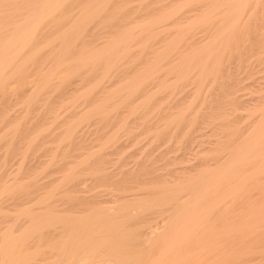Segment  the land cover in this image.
<instances>
[{
  "label": "bare ground",
  "instance_id": "6f19581e",
  "mask_svg": "<svg viewBox=\"0 0 264 264\" xmlns=\"http://www.w3.org/2000/svg\"><path fill=\"white\" fill-rule=\"evenodd\" d=\"M78 1L83 3H80V8L77 6L79 4ZM112 2L114 1L0 0V97L6 98L5 96H9L10 98L13 95L11 97L15 99L16 96L17 103L19 102L20 104V101L21 103H26V108H23L22 112L18 110V112H21L19 113V119L22 117L28 118L32 110L31 107L38 99H41L42 93L46 92V90L48 92L53 91V89L50 90V87L52 88L53 86L54 88L55 84L56 88H60L77 74V78L82 76L79 83H84L85 85L81 84L82 88H78L79 84L76 86L78 89L69 90L72 92H69V97L66 98L64 93L65 98L62 97L63 99L59 100L58 103L55 102L60 106L64 105V103L67 106H75V110H69L72 112H68L69 115H64L65 117H63V113H60L63 106L61 109L60 107L57 109L49 104H53V101H56L59 96L53 101H50L52 100L50 98L48 99V102H50H47V104L50 106V112L54 115L52 117L46 115L44 120L47 117V120L50 118L59 120V118L63 117L60 120L62 125L60 127L63 129L59 132L56 131V134L50 132L52 137L54 136V141L56 139L58 143L57 147L52 149V155L48 160H43L42 163L39 161L42 164V169L43 167L47 169V166L53 165L54 162L56 163L55 159L57 158L55 157L58 156V151L63 144L65 147H71L72 142L79 137L76 134L80 130L79 127L85 121L93 117H99V119L103 120L105 117H110L109 114L121 106L125 108V105H129L125 108L129 107L128 110L130 109L129 112L127 110L128 115L132 114L134 117L139 112L142 114L151 105V101L155 104L153 99L157 97L159 99L157 94L161 95L160 91L162 93V90L164 92L175 88L177 90L178 84L180 86L179 80L183 82L184 80L182 79H190V77L195 80L192 81L196 84L192 96L187 101L183 99L186 102H183L180 106L176 103V108L178 106L177 110L175 109L176 111H169L168 114L166 110V112L162 111L168 122L166 121L167 124L164 127L161 125L162 128L161 126H156L154 129L158 127L157 130L160 133V131L171 124L176 127L185 121H190L193 124L196 120L193 117L191 118L190 115L195 113V116H193L196 117L197 113L193 112L192 114V106L199 100L201 89H204L209 79L211 77L215 79L219 75L225 56L228 61V68L226 67L227 77L225 75L227 79L225 81L219 78L222 82L219 81L216 84L220 86L219 83H222L220 88L224 87L223 94L219 98L217 92V105H214L215 107L212 106L216 102L214 97V102L211 101L213 104L209 105L211 110L208 109L210 111L206 112L208 113L207 115H205V111L202 112L205 113L204 115L209 120L219 119L222 121V124L218 126H224L226 138L222 137L223 140H218L215 137L218 141L213 142L214 147L211 146V149L205 151L210 153V156L214 154L217 156L215 161L212 159L213 157H210L212 162L214 161L213 163L205 158L203 161L202 159L201 161L199 160L194 168L193 166L171 167L167 169V172L156 175L153 173L156 169H154L153 165L155 164L152 162L150 166L136 163L137 166L135 168L128 169L124 171L123 175L121 174L124 176V178L120 176L123 179L113 180V178L108 176L116 185L115 188L114 186L112 188L117 190L116 187H118L119 192L126 188L128 189L127 185H130L128 184L130 180H134L139 185L143 181L144 184H142L143 186L145 185L144 189H147V192L138 193L139 191L137 190L138 192L132 197L127 194L119 195V193L118 196H114L116 198H114V202L112 201V205L103 204L106 203L105 200L99 201L92 198L88 201L87 198L82 197L81 199L78 195L74 197L75 193L73 191H75L74 188L76 187L74 186L76 185H74L73 181L76 180L75 178L81 177L84 173L87 175V172L89 174L101 173L100 175L102 176L106 175L104 173L106 171L105 167L102 165L105 162L102 150L108 144L111 145L110 143L119 135L117 133L119 130L115 129L112 133H105L107 136L101 138L102 140L104 139L102 142L99 140L100 144H96L98 146H96V149H90L88 146L86 149L90 150L73 157L76 160L68 162L64 160L65 163L62 164L63 168H61L62 174L54 180L51 179L42 183L41 188L43 186L44 190L37 192L36 197L34 196L35 198L28 199L29 201L24 203L23 201H18L19 197L17 199L15 197L17 202L11 203L9 201L10 204L6 205L7 196L20 194L23 189L26 191V188H31L34 183L36 184V170L34 168L29 170L28 168L30 167L28 166L24 170L23 161H25L24 159H26L25 156L30 151L29 149L33 148L31 146L35 145L36 147L38 142L35 141L41 139V135L44 137L45 133H48L50 124L54 125L51 119L48 121V123L51 122L50 124L45 123L46 121L41 122L43 119L42 115L40 120L34 121L37 124L34 123L33 128H30L33 124H29L30 126L28 125L29 128H27L24 127L27 126L24 125L26 122L21 123L26 118H22L21 121H14L8 133L5 132L6 135H9V132H13L12 141L8 142L9 151L7 150V152H11L14 139L23 136H19L23 130L28 134L31 129L33 132L31 131L32 134L30 133L29 138L27 137L29 140H26L28 142L25 141L26 146L23 144L25 150L23 147L22 151H25L26 155L23 154L22 160H19L22 166L18 164V169L14 171L15 173L12 171L11 175L13 178L7 175V178H1L2 175L0 176V221L6 222L4 226H0V264H264L263 67L261 70L259 69L263 77H260L259 85L255 84L257 85L255 93L257 92L258 94L256 93L257 95L254 97L243 98L242 93H238L242 89L240 82L244 80L242 72L244 74L245 72L249 73L248 70L250 68L252 72V69L255 68L253 67L254 61H256L254 66H257V63L259 68L264 65V0H151L143 2L142 6L141 3L140 5L138 4L142 8L145 7L146 12L142 10L139 16L135 15V18H132L129 13L132 21L127 20L128 22L117 28L119 30L111 32L109 37L107 33H104L108 38L104 39L103 42L96 44V37L94 40L96 45L91 44L90 38H88L89 42H87L86 38L85 41L84 37H88L87 33H89L86 32L84 34L85 27L90 22H93L95 17H100L104 9V11H107L108 8H113V4L116 7L108 9V12L115 10L118 7L116 5L118 2H114L110 6ZM73 5H76L73 9L78 7L77 9L75 8V13L72 12V8L70 9ZM138 5L137 8L139 9ZM68 9L71 10L70 13ZM89 27H91V23ZM88 28H86V31ZM201 28L207 29V37L199 39L196 43L189 42L190 36L196 29ZM92 31L94 32V30ZM91 32L89 34L90 37ZM157 38H160L159 40H162L163 44L152 49L154 42L151 43V41L157 40ZM136 50L137 53L135 52ZM146 50H148L147 54ZM145 54L147 56L149 54V57L144 58L141 64L137 63L138 65H136V60H133L135 65L131 73L124 72V74H121L120 71L119 76L114 81H108L109 74H112V69H115L116 65L121 66V64L119 65L121 63L120 59H127L131 55V58L134 56L135 59L142 57V60ZM44 56L47 61L51 59V64L45 61L46 58ZM252 56H255L256 59L252 60ZM40 57L44 59L43 63L45 64L43 67H41L42 64L39 65L38 69H35V72L37 70L35 73L30 68L37 61L40 63ZM29 69L31 72L28 71ZM82 71L83 73L84 71L85 73L86 71L91 72L94 76L92 75L93 77L91 78L90 75L89 78L87 73L83 78L84 74H80ZM161 71L163 74L165 71L162 77L160 75ZM27 72L29 73L27 74ZM30 73H34V76L31 75V79L30 77L27 79L26 77ZM159 77H161L160 80H158ZM253 77H255V74ZM155 79L158 83L154 86ZM151 81H153V86H150ZM215 81L216 79L213 82ZM43 95L45 96L46 94ZM47 95L49 96V93ZM45 98L47 97L45 96ZM4 100L2 99L1 101L0 99V106L3 109L8 107L9 110L8 103L11 101L4 102ZM38 104L36 103V106ZM79 105L85 106H83L84 108L80 107L79 110L77 108ZM72 106L70 107L71 109L73 108ZM1 107L0 111H2ZM237 110L240 111L238 112ZM32 111L31 114L34 113ZM193 111L196 110L194 109ZM62 112L67 113V109ZM125 112L126 110L123 113L121 111L120 113L117 112L118 115H121L117 121V123L121 122L119 127H117L118 129L120 127L125 129L124 127L127 126L128 122L129 124L133 123L131 121L133 117H130V115L128 117L127 113L125 114L127 116H125ZM147 113L150 112L147 110ZM130 118L132 119L130 120ZM135 119L139 120V118ZM6 120H8L7 117ZM10 120L9 122L12 123ZM149 121L147 120V122ZM29 122L31 123L32 120ZM110 123L112 124V122ZM22 125L24 126L22 127ZM221 127H218L221 129L220 131L223 130ZM21 128L25 129L22 130ZM5 133L3 132V135L0 134L4 137ZM27 133L23 134L28 136ZM105 135L103 134V136ZM75 143L76 141L73 142V144ZM14 144L13 146L15 147L16 145ZM16 149H22V145L14 148L15 151ZM7 152L5 153L4 151L3 157L8 154ZM61 153H59L61 157L68 155L65 154V151ZM146 154L148 158L145 157L146 161L152 157L154 158V156L150 157L151 155H149V158L148 153ZM163 154L162 152L161 155ZM6 157L8 158V156ZM5 158L1 159L3 161H0V164L2 162L7 164ZM175 158H173L174 160L172 159L174 162L176 161ZM31 167H34V165ZM102 176L101 179L107 180V177ZM137 179L142 181H135ZM104 181L103 183L106 184V181ZM36 187L39 188L40 186L36 184ZM27 191L30 193L29 190ZM60 195L69 204L72 203L70 201L84 200L81 204L86 202V205L78 210L72 208L71 204V206L69 205L70 207H67L68 209H58L55 197ZM151 209L153 211L158 209L167 213H164L167 217L164 216V222L160 226L161 229L152 231V226L140 224L142 221L139 224L135 222L136 225L134 224L135 226L131 227L129 224L133 222L131 219H142L141 215ZM57 227L63 228L64 232L61 233V230L60 232L57 230L58 233H52V230ZM145 227H150L149 230H151L146 231Z\"/></svg>",
  "mask_w": 264,
  "mask_h": 264
},
{
  "label": "rangeland",
  "instance_id": "374dc122",
  "mask_svg": "<svg viewBox=\"0 0 264 264\" xmlns=\"http://www.w3.org/2000/svg\"><path fill=\"white\" fill-rule=\"evenodd\" d=\"M85 1V0H84ZM115 3L116 2H118L116 5L118 6L117 8H115V10H111V11H109L108 12V9L110 10V9H114V7H116L115 6V4H113L114 2H112L111 4H110V6H112V4H113V8H106L107 9V11H104L103 10V12H102V15L100 16V17H95L94 18V20H93V22H90L91 23V27H89L88 28V26H90V23H89V25H87V27H85V30H84V34H86V32H89V33H87V35H88V37L86 36V37H84V39L86 38L87 39V42H89L88 41V38H90L91 40H90V42H91V44H93V45H96V44H99L100 42H103V40L104 39H107L108 37H109V35H110V33L111 32H113V31H115V30H119V29H117V28H120V26L122 25V24H124L125 22H128V21H132V18H135V15L136 16H139L140 14H141V12H142V10H144L143 12H146L145 10H146V8L145 7H141L142 5H143V2L145 3V2H148V1H151V0H113ZM122 1H123V3H122ZM131 1V2H130ZM137 1V2H136ZM167 1V0H166ZM82 2H83V0H82ZM127 2V3H126ZM132 2H133V4H132ZM78 3H79V1H78ZM80 3H81V1H80ZM78 4L77 5V3H76V5L79 7V5H81V4H83V3H81V4ZM140 3H141V6H139L140 5ZM129 4V5H128ZM135 4V5H134ZM138 5V7H139V9L137 8V5ZM76 5H73L72 7H70V9L72 8L73 9V7L74 6H76ZM126 5H128V6H126ZM132 5V7H130ZM135 8H134V7ZM78 7H75L76 9L78 8ZM125 9H124V8ZM142 9H141V8ZM73 9L72 10V12L73 13H75L76 12V9ZM80 8V7H79ZM129 8H130V10H129ZM117 9V10H116ZM124 10V12H123V10ZM140 11H138V10ZM69 10V9H68ZM79 10V9H78ZM126 10V11H125ZM70 11L71 10H69V13H70ZM115 11V12H114ZM131 11V12H130ZM71 12V13H72ZM110 12H111V14H110ZM119 12V13H118ZM122 12V13H121ZM134 12V13H133ZM136 12V13H135ZM114 13V14H113ZM117 13V14H116ZM131 14V16H132V18H131V16H130V14ZM120 14V15H119ZM129 14V15H128ZM105 15V16H104ZM114 15V16H113ZM117 15H119V16H117ZM122 15V16H121ZM113 17V19H112V17ZM127 16V17H126ZM134 16V17H133ZM104 17V18H103ZM126 17V18H125ZM98 19H99V21H98ZM116 19V20H115ZM124 19H125V21H124ZM129 19H131V20H129ZM109 20V21H108ZM113 20V21H112ZM128 20V21H127ZM96 21H97V23H98V25H97V23H96ZM124 21V22H123ZM106 22V23H105ZM93 23V24H92ZM100 23H102V24H100ZM105 23V24H104ZM118 23V24H117ZM110 24V25H109ZM112 24V25H111ZM95 25H96V27H95ZM101 25V26H100ZM108 25V26H107ZM118 25H119V27H118ZM97 26H99V27H97ZM106 26H107V28H106ZM86 28H88L87 29V31H86ZM110 28H111V31H110ZM171 28V27H170ZM45 29H47V28H45ZM94 30V32L92 31V30ZM96 29H97V31H96ZM44 30V29H43ZM197 30H198V32H197ZM93 32V35H92V32ZM96 31V32H95ZM90 32H91V37H90ZM99 32V33H98ZM103 32V33H102ZM196 32H197V34H196ZM206 32V33H205ZM107 33L108 34V37H107V35H105V34ZM195 33V34H194ZM191 36H190V38L191 39H189V42H195L196 43V41H198L199 39H202V38H205V37H207V29H205L204 30V28H201V29H196V31L194 32ZM100 34V35H99ZM101 34H102V36H103V38H102V36H101ZM99 35V36H98ZM166 35V34H165ZM204 37H203V36ZM95 37H96V40H95ZM98 37V38H97ZM200 37V38H199ZM86 39H85V41H86ZM93 39V40H92ZM101 39H102V41H101ZM160 38H157V40L156 39H154L153 41H151V43H153V45H154V47H151L152 49H154L155 47H159L160 46V44H161V46H162V44H163V41L162 40H159ZM196 39V40H195ZM94 40H95V42H96V44H94L95 42H94ZM98 42V43H97ZM161 42V43H160ZM150 48V49H151ZM150 49H149V51H150ZM136 53H137V50L135 51ZM148 53V50H146V54ZM46 54H49V53H46ZM145 54V55H146ZM143 55V59L141 60V58H139V59H135V56L133 57V58H131V55L129 56V58H124L123 60L122 59H120L121 60V63H119V61H118V63H119V65L121 64V66L119 67L118 65H116V67H115V69H112V74H113V76H112V74H109V77H108V81H110L111 80V82H112V80L114 81L115 79H116V77L117 76H119L118 74H119V72L121 73V74H124V72H129V73H131V71H132V69H134V65H135V62H136V65H138V64H141V62L144 60V58H146V57H149V54H148V56L146 55ZM132 56H133V53H132ZM45 57V56H44ZM255 57V56H254ZM253 56H252V60H255L256 59V57L254 58ZM46 58V57H45ZM131 59H132V61H131ZM133 60L135 61L134 63H133ZM137 60H138V62H137ZM39 61H40V63L37 61L34 65H33V67H31L30 69H32V71H34L35 72V69H38V66L39 65H41L42 64V66L41 67H43L44 66V64L45 63H43L44 62V59L42 58V57H40L39 58ZM45 61H47V58H46V60ZM123 61V62H122ZM126 61V62H125ZM139 61H140V63H139ZM249 61H251V59H249ZM42 62V63H41ZM48 64H51V59H49L48 61ZM50 62V63H49ZM227 59H226V56L224 57V60H223V62H222V66H221V70L219 71V75H217L216 77L218 78V80H217V78H215L216 79V81L215 82H213L215 79H213L214 77H211V79H209V82H207L206 84H205V86H204V89H201V95H200V98H199V100L196 102V104L195 105H193L192 107V109L194 110H196V111H193L192 110V114H193V112H196L197 114H196V117H194L195 116V113L193 114V115H190V117L192 118H195L194 120H196L193 124H191L190 123V121H185V122H182V123H180L179 125H177V127L176 126H174L173 124H171L169 127H166L165 129H163L162 131H160V133H159V131L157 130L158 129V127L156 128V129H154L156 126H163L164 127V125L165 124H167V122H168V119L166 118V117H164L165 115H164V113H162V111L164 112L165 110L167 111H165L167 114H168V112L170 111V112H172V111H176L177 110V108H178V106H180V104H182L183 102H186L187 100H189V98H190V96H192V92L194 91V88H195V86H196V84H194V82L193 81H195V80H193L191 77H190V79L188 78V79H182V80H184L183 82L182 81H180L179 80V82H180V86H179V84H178V86H177V90H176V88L175 89H173V90H171V91H167V90H165V92H164V90H162V93H161V91H160V94L161 95H159V94H157V96H159V99H158V97L157 98H155V99H153V101H155V104H154V102H152L151 101V105H149V107L147 108V110H148V112H150V113H147V110H145V114L142 112V114H141V112H136V113H138V115L137 114H135L134 115V117H133V115L131 114H129L130 115V117H133V120H131L132 118H130V120L131 121H133V123L131 122L130 124H129V122H128V120H129V115H128V113H127V110H128V108L129 107H127V109H125L126 108V106H129V105H125L124 107L125 108H123L122 106L119 108V109H116L114 112H111V114H109V116L110 117H105V119H103V120H101V118L99 119V117H93L92 119H89V120H87V121H85L80 127H79V131H77V135H79V137H77L76 139H75V141H76V143L75 144H73V142H75V141H73L72 142V145H71V147H65L64 146V144H63V146H61L60 147V150L58 151V156L57 157H55V158H57V159H55V161H56V163L54 162L53 163V165H51L50 164V166H47V169H45L44 167H43V169H45L44 171H43V169H42V162H43V160L44 161H46V160H48L50 157H51V155H52V149H55V147H57V141H56V139H55V141H54V139H53V137H52V135H51V133L50 132H52V134H54L56 131H62V127H60V120H62V118L63 117H65L67 114L69 115V113L68 112H72L73 111V109L75 108V106L73 107L72 105H70V106H67V104L66 103H64V105H62V106H60L59 104H57L58 103V101L59 100H62L63 98H65L64 97V93H65V96H66V98L67 97H69L70 95H69V92L70 91H73L72 89H74V88H77L76 86H78L79 84H80V86H78V88L80 87V88H82L81 86L82 85H84V83L82 84V83H79V82H81V78H82V76H78L79 78H77V74L76 75H74L67 83H65L64 85H62V86H60V88H56L55 86H56V84L54 85V88H53V86H52V88L50 87V90L51 89H53V91L51 90V92H48L47 90H46V92H44V93H42V97H41V101L38 99V101H36L35 102V107H31L32 108V112H34V113H32L31 114V111H30V115H28V118L27 117H22L23 119H25V120H23V121H21V119L22 118H20L19 119V113H21L22 111L21 110H23V108L25 109L26 108V103L25 102H23V103H21V101H20V104H19V102L17 103V97L15 96V99H14V97H11V96H13V95H11L10 96V98H9V96H5L6 98H3V96L2 97H0V99H1V101H2V99H5L4 100V102H6V101H11V102H9L8 104H9V110H8V107H6V108H2L1 106V110L2 111H0L1 113V115H0V133L3 135V132L5 133V132H7L8 133V131L10 130V128H11V125L13 124V122L14 121H21V123L23 122H26L24 125H27V126H24V125H22V127L24 126V127H27V128H29L28 127V125L30 124H33V125H31L32 127H30V128H33V126H34V123H36V122H34V121H38V120H40V118H42V116H43V119L41 120V122L43 121V122H45V123H48V121L51 119L50 117V119H48L47 120V118H46V120H44V118L46 117V115L47 116H51L52 117V115H54V114H52V112H50V109H49V107L50 106H48L49 104L50 105H52L53 107H56L57 109L60 107V109H61V107H62V109H61V114L63 113V117H61V119L59 118V120H54V119H51V121L53 122V124L54 125H52V124H50L51 122H49L48 124H50L49 126L51 127V128H54V129H52L51 130V128L49 127V129H48V133H43L45 136V138L43 137V135H41L40 136V138L41 139H39L38 141L36 140L35 142H38V143H36V147H35V145H33V146H31V147H33V148H31V149H29L30 151L29 152H27V155H26V152L24 153L22 150H23V147L24 146H26V144H25V141L26 140H29L28 138H29V134L31 133V131H32V129H31V131H30V133L28 134L27 132H25L23 129H25V128H21L23 131V133H27L28 134V136H26L25 134H23L22 132V134L20 133V135L19 136H21V135H23V136H21V138H19V137H16L15 139H14V143L17 141V143L19 144L18 146H17V143H12V146H11V152L9 153V152H7V150L9 151V148H8V145H9V143L12 141L11 140V138H13L12 137V134H13V132L11 133V132H9V135L7 134L6 135V133H5V138L4 137H2V135L0 134V137H2V138H0V156H2V157H0V161H3V160H1V159H4L6 156H8V158L6 157L5 158V160H6V162H7V164H4V162H2L1 164H0V176H1V178L3 177H6L7 178V176L8 177H12V173L16 170V169H18V164H21V161H20V163H19V160H22V156H23V154H25L24 156L26 157V159H24V157H23V159L25 160V161H23L24 162V164H26V165H24L23 164V168H24V170H26V168H28V167H30V168H28L29 170L32 168H34L35 170H36V178H35V180H36V184L38 185V186H40L39 188L38 187H36V184L34 183V187L33 186H31V188H26V191H25V189H23V191H21L20 192V194L18 193V194H16V195H9V197L7 196V198H6V200H7V203L5 202V204L6 205H8V204H10V202L12 203V202H17V197H19L18 199V201L20 202V201H23L24 203H26L27 201H29V200H31L32 198H35L36 197V195H37V192L39 193V192H42L44 189H43V186H42V188H41V185H42V183H45V182H47V181H49V180H51V179H55L56 177H58V176H60L61 174H62V172H61V168H63V166H62V164L63 163H65V161L64 160H66V162H68V161H72V160H76L75 158H73V157H75V156H78L79 154H82V152L83 153H85V151L87 152V150H90L91 148H93V149H96V146L97 145H99L100 144V141L102 142L103 140L101 139V138H104V137H106L107 135H105V133L106 134H108V133H112V131L114 132L115 131V129L118 131L117 133H119V135H117V138H115L114 139V141L113 142H111L110 144L111 145H107L105 148H103L104 150H102V152L104 153V163L102 164L103 165V167H105V176L103 175H100L101 173H90L89 174V172H87L88 174L86 175L85 173H84V175L82 174V176L80 177L79 176V178H75L76 180H74L73 181V183H74V185H76V186H74V187H76V188H74V190L75 191H73L74 193H75V196L74 197H76L77 195H78V197H80L81 199H82V197H84V198H87L88 199V201H90L92 198H94V199H98L99 201L100 200H105L106 201V203H103V204H105V205H112L113 203H112V201L114 200V198H116V197H114V196H118V194L119 195H129V196H133L134 194H136L138 191V193H143V192H147V189H144V187H145V185L143 186V181L141 180V179H137V180H135V181H142V182H140V185H142V186H140L139 184H137L136 182H134V180L132 181V180H130V182L128 181V184H130V185H127L128 186V189L126 188L125 190H123V191H118L119 189H118V187H116L117 188V190L116 189H113L112 188V186H114V188H115V184L112 182V180L110 179V178H113V180H117L118 178L119 179H123L124 178V176H122L125 172L124 171H127L128 169L130 170V169H132V168H135L137 165H136V163L138 164L139 163V165H143V164H146L147 166H150L151 165V162L153 163V164H155V165H153V167H154V169H156V171L155 172H153L155 175L156 174H163V173H165V172H167V169H169V168H171V167H184V166H188V167H191V166H193V168L196 166V164H197V162H199V160L201 161V159H202V161H203V159L205 160V158H207V159H209V162L211 161V163H213L214 161H215V159L217 158V156L214 154V155H212V156H210L211 154L210 153H207V152H205V151H208L209 149H211L212 147H214L213 145H214V143L213 142H216V141H218V140H223V138L222 137H224V138H226V134H225V132H224V126L223 127H221V126H218V125H220V124H222V121L221 120H209V118H207V116H205V115H207L208 113H206L207 111H208V109H210L211 110V105L210 104H213L212 102H214L213 100L217 97L216 96V94H217V92H218V95H219V98L222 96V94H223V91H224V87L223 88H220V87H222V83H219V85L220 86H218V85H216V84H218L217 82H222V80H219V78L220 79H224L225 81H226V77H227V68H228V65H227ZM126 63H127V65H126ZM129 63H130V66H129ZM132 63V64H131ZM138 63V64H137ZM254 63L256 64V61H254ZM38 64V65H37ZM48 64H46V66H48ZM125 64V65H124ZM254 64V65H255ZM124 65V66H123ZM229 65H230V62H229ZM253 65V67H255L254 69H252V72H251V68H250V70H248L249 71V73H247V72H245V74H244V72H242L243 73V75H242V77H244V80L242 81L241 80V82H240V86L242 87V89L240 90V92H238V93H242V97L243 98H247L248 96L249 97H254V96H256L257 94L255 93V90H256V86L257 85H255V84H258L259 82H260V77H263V74L261 75V73H260V70H261V68L262 69H264V65L263 66H260V68H259V66H258V63H257V66H254ZM259 65H261V64H259ZM37 66V67H36ZM45 66V67H46ZM133 66V67H132ZM41 67H39V68H41ZM131 67V68H130ZM227 67V68H226ZM258 67V68H257ZM30 69L28 70V71H30ZM34 69V70H33ZM117 69V70H116ZM120 69V70H119ZM255 69H257L256 70V72H255ZM260 69V70H259ZM126 70V71H125ZM164 70V69H163ZM166 70V69H165ZM222 70H223V72H222ZM31 72V71H30ZM36 72H37V70H36ZM35 72V73H36ZM110 72V73H111ZM162 72V71H161ZM167 72V71H166ZM250 72H251V74H250ZM254 72V73H253ZM263 72H264V70H263ZM29 72H27V74H28ZM87 73H88V75H87ZM223 74L222 75V78H221V74ZM227 73V74H226ZM256 73H258V74H256ZM81 75L82 74H84L83 75V78L87 75V76H89V78H90V75H91V78L94 76V74H92L91 72H87L86 71V73H85V71H84V73H83V71H82V73H80ZM164 74H165V71H164ZM163 74V72L162 73H160V75H161V77L164 75ZM241 74V73H240ZM247 74V75H246ZM254 74H255V77H253L254 76ZM31 75H33L34 76V73H30L26 78L28 79V77H30V79H31ZM78 75H79V73H78ZM93 75V76H92ZM115 75V76H114ZM159 75V76H160ZM225 75H226V77H225ZM33 76H32V78H33ZM161 77H159V79L158 80H160L161 79ZM223 77H225V78H223ZM248 78V79H247ZM258 78V79H257ZM80 79V80H79ZM83 80V79H82ZM156 80V79H155ZM193 80V81H192ZM211 80H213L212 82H211ZM223 80V82L225 83V81ZM77 81V82H76ZM154 81V80H153ZM153 81H151L150 82V86H153L152 85V82ZM258 81V82H257ZM72 82V83H71ZM84 82V81H83ZM156 82V83H155ZM178 82V83H179ZM182 82V83H181ZM185 82H187V83H185ZM262 82H264V79H263V81ZM261 82V83H262ZM69 83V84H68ZM75 83V84H74ZM85 83H86V81H85ZM158 83V81L156 80V81H154V86H155V84H157ZM193 83V84H192ZM196 83V82H195ZM224 83H223V86H224ZM82 84V85H81ZM192 84V85H191ZM244 85H246V87H244ZM253 85V86H252ZM259 85V84H258ZM85 86V85H84ZM218 86V87H217ZM180 87V88H179ZM182 87V88H181ZM192 87V88H191ZM77 88V89H78ZM186 88V89H185ZM57 89V90H56ZM62 89V90H61ZM154 89H156V88H154ZM207 89V90H206ZM219 89V90H218ZM49 90V89H48ZM49 90V91H50ZM70 90V91H69ZM218 90V91H217ZM243 90V91H242ZM65 91V92H64ZM220 91H222V92H220ZM49 93V96L47 95L48 93ZM63 92V93H62ZM51 93V94H50ZM70 93H72V92H70ZM167 93V94H166ZM169 93V94H168ZM171 93V94H170ZM207 95H206V94ZM255 93V94H254ZM43 94H46L45 96L47 97V98H45V96L43 95ZM62 94H63V96H62ZM190 94V95H189ZM221 94V95H220ZM253 94V95H252ZM169 95V96H168ZM181 95V96H180ZM185 95V96H184ZM189 95V96H188ZM204 95V96H203ZM206 95V96H205ZM244 95V96H243ZM59 96V97H58ZM162 96V97H161ZM171 96H173V97H171ZM178 96V97H177ZM187 96V97H186ZM8 97V98H7ZM53 97H55V98H53ZM56 97H58L57 99H56ZM63 97V98H62ZM168 97V98H167ZM171 97V98H170ZM182 97V98H181ZM184 97V98H183ZM208 97V98H207ZM215 97V98H214ZM15 100H13V99ZM46 100H45V99ZM52 99V100H50V101H53L54 99H56V101L54 100L53 101V104H51V103H49L48 102V99ZM162 98V99H161ZM170 98V99H169ZM176 98V99H175ZM202 98H203V101H202ZM213 98V99H212ZM19 100H21L20 98H18ZM42 99H44V100H42ZM159 101H157V100ZM180 99V100H179ZM183 99L184 100H186V101H183ZM17 100V101H16ZM136 100V99H135ZM162 101V104H161V101ZM217 100V98L215 99V101ZM23 101V100H22ZM45 101V102H44ZM169 101V102H168ZM175 101V102H174ZM177 101V102H176ZM178 101H182V102H178ZM205 101V102H204ZM210 101V102H209ZM212 101V102H211ZM13 102V103H12ZM41 102V103H40ZM47 102L49 103V104H47ZM55 102H57V103H55ZM157 102V103H156ZM202 102V103H201ZM36 103L38 104V103H40V104H38L37 106H36ZM60 103V102H59ZM159 103V104H158ZM168 103V104H167ZM178 104V106H177V108H176V105L175 104ZM216 103V104H215ZM212 106L213 107H215L214 105H217V101L215 102ZM14 104H15V106H14ZM17 104H19V105H17ZM55 104H57L56 106H55ZM164 104V105H163ZM170 104V105H169ZM203 104V105H202ZM158 105H159V107H158ZM167 105V106H166ZM169 105V106H168ZM174 105V106H173ZM197 105V106H196ZM200 105V106H199ZM210 105V106H209ZM40 106V108H38ZM42 106V107H41ZM58 106V107H57ZM73 107L72 109L70 108V107ZM83 106H85V105H82V106H76L78 109L81 107H83ZM165 106V107H164ZM173 106V107H172ZM208 106V107H207ZM20 107V108H19ZM67 107V108H66ZM195 107V108H194ZM210 107V108H209ZM212 107V108H213ZM68 108H70V109H68ZM84 108V107H83ZM152 108V109H151ZM161 108V109H160ZM168 108V109H167ZM169 108H170V110H169ZM6 109V110H5ZM16 109V110H15ZM38 111H36V110ZM49 109V110H48ZM59 109V110H60ZM67 109V113L66 112H62V111H65ZM78 109H76V110H78ZM126 110V112L124 113V115L127 113V115H128V117H126V119L128 118V120H127V122H128V124H127V126L126 127H124L125 129H123V127H120L119 129L117 128V127H119V125H120V123L118 122L117 123V121H118V119L120 118V114L118 115L117 114V112L118 113H120V111H121V113H123V111H125ZM150 109V110H149ZM155 111H154V110ZM160 109V110H159ZM176 109V110H175ZM8 110V111H7ZM11 110V111H10ZM14 110V111H13ZM18 110H20L19 112H18ZM47 110H48V114H47ZM69 110H72V111H69ZM75 110V109H74ZM80 110V109H79ZM130 110V109H129ZM129 110H128V112H129ZM209 110V111H210ZM42 111V112H41ZM117 111V112H116ZM157 111H159V112H157ZM202 111H205V113H203ZM208 111V112H209ZM238 112L240 111V110H237ZM236 111V112H237ZM242 111V110H241ZM13 112V113H12ZM41 112V114H39ZM116 112V113H115ZM11 113H12V115H11ZM16 114V116H15V114ZM18 113V114H17ZM65 113V114H64ZM157 114L156 116H155V114ZM35 114V115H34ZM60 114V116H62ZM114 114H116L115 116H116V119H115V116H114ZM153 114V115H152ZM160 114H163V115H160ZM205 114V115H204ZM4 115H6V116H4ZM18 115V116H17ZM33 115V116H32ZM42 115V116H41ZM65 115V116H64ZM127 115H125V116H127ZM144 115V116H143ZM199 115V116H198ZM10 118H9V117ZM15 117V118H13V117ZM35 116V117H34ZM38 116H39V118H38ZM41 116V117H40ZM138 116V117H137ZM149 116V117H148ZM153 116V117H152ZM155 116V117H154ZM163 116V117H162ZM3 117V118H2ZM6 117H7V119L8 120H6ZM112 117V118H111ZM141 117H142V119H141ZM147 119H146V118ZM12 118H13V121H12ZM135 118H139V120L138 119H135ZM144 118H145V120H144ZM150 118V119H149ZM160 118H161V120H160ZM164 118V119H163ZM200 118V119H199ZM206 119V120H204V119ZM3 119V120H2ZM11 119V120H10ZM15 119V120H14ZM18 119V120H17ZM33 119H35V120H33ZM97 119H99V120H97ZM115 119V120H114ZM167 119V120H166ZM9 120L10 121H12V123L11 122H9ZM32 120V122L30 123L29 121H31ZM135 120V121H134ZM141 120V121H140ZM147 120L149 121V122H147ZM6 123H5V122ZM8 121V122H7ZM54 121H57V122H54ZM116 121V122H115ZM120 121V120H119ZM167 121V122H166ZM40 122V121H39ZM38 122V123H39ZM108 124H107V123ZM110 122H112V124H114V125H112ZM135 122H137V123H135ZM143 122V123H142ZM146 123V126H145V123ZM156 122V123H155ZM162 122H166V123H162ZM189 122V123H188ZM197 122V123H196ZM207 122V123H206ZM7 123H9V124H7ZM11 123V124H10ZM22 123V124H23ZM59 123V124H58ZM140 123V124H139ZM142 123V124H141ZM149 123V124H148ZM186 123H188V124H190V125H188V124H186ZM202 123V124H201ZM2 124V125H1ZM5 124H7V125H5ZM37 124V123H36ZM47 124V125H48ZM118 124V125H117ZM160 124V125H159ZM185 124V125H184ZM5 125V126H4ZM9 125V126H8ZM29 125V126H30ZM46 125V126H47ZM88 125V126H87ZM149 125V126H148ZM154 125V126H153ZM176 125V124H175ZM187 125V126H186ZM45 126V127H46ZM54 126H56V127H54ZM62 126V125H61ZM87 126V127H86ZM109 126V127H108ZM114 126V127H113ZM162 126H161V128H162ZM199 126V127H198ZM5 127V128H4ZM104 127V128H103ZM218 127H221L223 130V132L222 131H220L221 129L220 128H218ZM4 128V129H3ZM26 128V129H27ZM56 128V129H55ZM87 128V129H86ZM131 128V129H130ZM61 129V130H60ZM97 129V130H96ZM109 129H110V131H109ZM128 131H127V130ZM3 130V131H2ZM5 130V131H4ZM46 130H47V128H46ZM125 130V131H124ZM155 130H157V131H155ZM187 130H189V131H187ZM54 131V132H53ZM187 133H186V132ZM33 132V131H32ZM57 132V133H58ZM108 132V133H107ZM125 132V133H124ZM171 132V133H170ZM11 133V134H10ZM176 133V134H175ZM217 135H216V134ZM219 133V134H218ZM32 134V133H31ZM50 136H48V135ZM56 134V133H55ZM103 134L105 135V136H103ZM174 134V135H173ZM224 134V135H223ZM149 135V136H148ZM221 135H223V136H221ZM11 136V137H10ZM24 136H26V137H24ZM47 136V137H46ZM102 136V137H101ZM179 136V137H178ZM24 137V138H23ZM28 137V138H27ZM85 137V138H84ZM182 137V138H181ZM218 139V140H216V138ZM10 138V139H9ZM27 138V139H26ZM44 140H43V139ZM90 138H91V140H90ZM149 138V139H148ZM215 138V139H214ZM220 138V139H219ZM7 139V140H6ZM17 139V140H16ZM19 139H21V140H19ZM51 139V140H50ZM52 139H53V141H52ZM80 139V140H79ZM157 139V140H156ZM16 140V141H15ZM18 140H19V142H18ZM100 140V141H99ZM149 140V141H148ZM153 140V141H152ZM181 140H182V142H181ZM188 140V141H187ZM45 141V142H44ZM84 141V142H83ZM209 141V142H208ZM211 141V142H210ZM9 142V143H8ZM26 142H28V141H26ZM35 142H34V144H35ZM81 142V143H80ZM154 142V143H153ZM8 143V144H7ZM79 143V144H78ZM149 143V144H148ZM211 143V144H210ZM4 144V145H3ZM13 144L14 145H16L15 147L13 146ZM23 144H24V146H23ZM97 144V145H96ZM3 145V146H2ZM7 145V146H6ZM22 145V149H16V151L14 150V148H18L19 146H21ZM112 145H113V147H112ZM79 146V147H78ZM89 146V148L90 149H86V147H88ZM212 146V147H211ZM14 147V148H13ZM34 147H35V149H34ZM74 147V148H73ZM85 147V148H84ZM95 147V148H94ZM98 147V146H97ZM210 147V148H209ZM21 148V147H20ZM40 148V149H39ZM49 150H48V149ZM78 149V150H77ZM148 151H147V150ZM207 149V150H206ZM20 150H21V152H20ZM24 150H25V147H24ZM45 150H46V152H45ZM68 150V151H67ZM149 150H150V152H149ZM164 150V151H163ZM198 150V151H197ZM4 151H5V153L7 152L8 154H5V156L3 157V155L2 154H4ZM65 151V154L68 156H64V155H62V156H64V157H61V156H59L60 154H62L61 152H64ZM200 151V152H199ZM13 152H15V153H13ZM68 152V153H67ZM162 152L164 153L163 155H161L162 154ZM60 153V154H59ZM77 153V154H76ZM146 153H148V157H149V155H151L150 157H152V156H154V158L152 157L150 160H147L146 161V156H147V154ZM75 154V155H74ZM107 154V155H106ZM159 155V157H158V155ZM12 155V156H11ZM144 155V156H143ZM166 155V156H165ZM204 156V157H203ZM207 156V157H206ZM10 157V158H9ZM12 157V158H11ZM146 157V158H145ZM149 157V158H150ZM176 157V158H175ZM191 159H189V158ZM198 157V158H197ZM202 157V158H201ZM214 160L213 162H212V160H211V158ZM215 157V158H214ZM47 158V159H46ZM140 158V159H139ZM173 158H175V162L173 161L174 159ZM71 159V160H70ZM145 159V160H144ZM148 159V158H147ZM173 159V160H172ZM62 160V161H61ZM198 160V161H197ZM39 161L41 162V163H39ZM57 161L59 162L58 164H57ZM136 161V162H135ZM142 161V162H141ZM146 161V162H145ZM148 161H150V162H148ZM208 161V160H207ZM22 162V163H23ZM135 163V164H134ZM141 163V164H140ZM191 163V164H190ZM10 164V165H9ZM40 164V165H39ZM61 164V165H60ZM195 164V165H194ZM34 165V167H31V166H33ZM36 165V166H35ZM21 166H22V164H21ZM28 166V167H27ZM134 166V167H133ZM19 167H20V165H19ZM26 167V168H25ZM46 167V166H45ZM7 169V170H6ZM14 169V170H13ZM27 169V170H28ZM110 169H112V170H110ZM117 169V170H116ZM58 170V171H57ZM115 170H116V172H115ZM122 170V171H121ZM4 172V174H3V172ZM13 171V172H12ZM103 172H102V174H103ZM116 174H115V173ZM119 172H120V174H119ZM158 172V173H157ZM162 172V173H161ZM15 173V172H14ZM60 173V174H59ZM111 173V174H110ZM114 173V174H113ZM94 174V175H93ZM96 174V175H95ZM108 174V175H107ZM111 176H110V175ZM122 174V175H121ZM7 175V176H6ZM119 175V176H118ZM14 176H15V174H14ZM17 176H20V175H17ZM39 176V177H38ZM41 176V177H40ZM101 176L102 177H107V180L106 179H104L105 181H106V184L108 183V182H110V183H113V184H105V183H103V179H101ZM110 178H109V177ZM114 176V177H113ZM120 176H122V177H120ZM48 177V178H47ZM99 177V178H98ZM13 178V177H12ZM111 180H109V179ZM46 180V181H45ZM79 180V181H78ZM109 180V181H108ZM98 181H99V183H98ZM104 181V182H105ZM95 182V183H94ZM97 182V183H96ZM72 183V184H73ZM79 183H80V185H79ZM143 183V184H142ZM93 184V185H92ZM70 186V185H69ZM94 186V187H93ZM137 186V187H136ZM33 187V188H32ZM97 187V188H96ZM129 187H131V188H129ZM136 187V188H135ZM73 189V188H72ZM130 189H132V190H130ZM27 190H29L30 191V193L27 191ZM37 190V191H36ZM120 190H122V189H120ZM138 190V191H137ZM143 190V191H142ZM32 191V192H31ZM126 193H125V192ZM26 192V193H25ZM92 192V193H91ZM133 192H135V193H133ZM74 193H73V195H74ZM91 193V194H90ZM102 193V194H101ZM112 193V194H111ZM124 193V194H123ZM84 194V195H83ZM95 194V195H94ZM58 195V194H57ZM80 195V196H79ZM91 195V196H90ZM27 196V197H26ZM31 196V197H30ZM35 196V197H34ZM102 196V197H101ZM110 196V197H109ZM15 197H16V199H15ZM63 196H57V197H55L56 199H55V202H56V207L58 208V209H61V208H66V209H68L67 207H70L71 205V207L72 208H74L75 210L77 209H82V207L84 208L85 207V203L86 202H84V204L82 203L81 204V202H83V201H81V200H74V201H70V202H72V203H70L69 204V202H67V200L66 199H64V198H62ZM26 198V199H25ZM29 199V200H28ZM59 200H60V202H59ZM10 201V202H9ZM23 202H21V203H23ZM58 202V203H57ZM78 202V203H77ZM102 202V201H101ZM114 202V201H113ZM77 204V205H76ZM62 205V206H61ZM66 205V206H65ZM70 205V206H69ZM71 208V209H72ZM70 210V209H69ZM162 212V213H161ZM145 213H147V214H145ZM153 213V214H152ZM164 213H166V212H164V211H159L158 209H154V211H153V209H151L149 212L147 211V212H144L142 215H141V217H143L142 219H140V218H134V219H131L130 220V222H132V223H129L130 225H131V227H134L136 224H135V222L136 223H138L139 224V222H141L140 224H148V225H151L150 227L152 228V231H154L155 229L156 230H158V229H161V227L160 226H162V224H163V222H164V216H166L167 217V215H165ZM162 214V215H161ZM167 214V213H166ZM145 215V216H144ZM160 215V216H159ZM166 217H165V219H166ZM2 219V218H1ZM136 219V220H135ZM143 219H144V221H143ZM2 220H4V219H2ZM156 220V221H155ZM138 221V222H137ZM166 221V220H165ZM2 222V223H1ZM149 222V223H148ZM0 226H4L5 224H6V222H4V221H0ZM162 223V224H161ZM133 224V225H132ZM135 224V225H134ZM137 224V225H138ZM146 226V225H145ZM130 227V228H131ZM149 227V228H150ZM148 228V227H147ZM146 227L144 228V229H146V231L147 230H149V228L147 229ZM55 229H56V231H55ZM55 229H53L52 230V233H58V231L57 230H59V232H60V230H61V233L62 232H64V229L63 228H61L60 229V227H57V228H55ZM143 229V230H144ZM63 230V231H62ZM151 230V229H150ZM149 230V231H150ZM51 231V230H50ZM65 232H66V230H65Z\"/></svg>",
  "mask_w": 264,
  "mask_h": 264
}]
</instances>
